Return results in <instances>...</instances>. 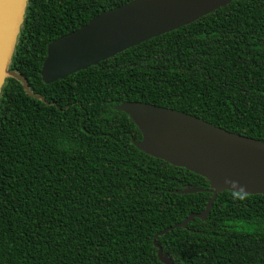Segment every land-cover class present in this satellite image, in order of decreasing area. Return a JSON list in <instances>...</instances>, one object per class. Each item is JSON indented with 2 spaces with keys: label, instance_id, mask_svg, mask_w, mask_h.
I'll use <instances>...</instances> for the list:
<instances>
[{
  "label": "trees",
  "instance_id": "1",
  "mask_svg": "<svg viewBox=\"0 0 264 264\" xmlns=\"http://www.w3.org/2000/svg\"><path fill=\"white\" fill-rule=\"evenodd\" d=\"M130 0H28L0 92V264H164L154 235L209 181L134 145L144 101L264 140V0H233L52 83L48 44ZM188 186L204 191L183 193ZM176 264H264V193L225 190L158 236Z\"/></svg>",
  "mask_w": 264,
  "mask_h": 264
},
{
  "label": "water",
  "instance_id": "2",
  "mask_svg": "<svg viewBox=\"0 0 264 264\" xmlns=\"http://www.w3.org/2000/svg\"><path fill=\"white\" fill-rule=\"evenodd\" d=\"M28 0H0V92L7 76L27 80L8 70ZM233 0H130L101 11L77 29L52 40L40 74L45 83L97 65L150 38L187 25ZM127 113L142 138L132 142L147 154L206 177L211 197L201 212L158 231L153 238L158 258L176 264L157 241L168 231L185 228L195 218L206 220L219 193H264V140L242 135L196 115L144 101L114 106ZM204 191L188 186L183 193Z\"/></svg>",
  "mask_w": 264,
  "mask_h": 264
}]
</instances>
